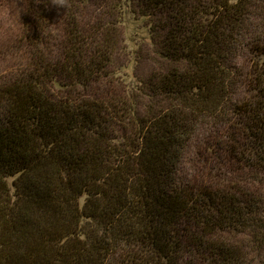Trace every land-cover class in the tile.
Wrapping results in <instances>:
<instances>
[{"label":"trees","instance_id":"1","mask_svg":"<svg viewBox=\"0 0 264 264\" xmlns=\"http://www.w3.org/2000/svg\"><path fill=\"white\" fill-rule=\"evenodd\" d=\"M4 2L17 5L9 49L24 60L0 76V264H247L250 252L261 256L264 197L247 179L264 180V36L252 31L264 1L114 0L105 5L112 16L90 27L78 21L87 0ZM126 13L146 25L159 61L131 90L117 76L115 92L114 28ZM246 45L250 90L237 101L236 58ZM207 123L223 129V148L246 179H179L188 141Z\"/></svg>","mask_w":264,"mask_h":264},{"label":"rangeland","instance_id":"2","mask_svg":"<svg viewBox=\"0 0 264 264\" xmlns=\"http://www.w3.org/2000/svg\"><path fill=\"white\" fill-rule=\"evenodd\" d=\"M263 1L252 0L257 5L262 4ZM113 2L114 0H102V2L101 0H87L84 8L78 14L80 25L90 27L99 18L109 19L112 13L105 8V5L109 7ZM124 7L126 9V5ZM61 9L56 11L52 21L53 36L56 40L52 41L53 43L50 42L49 48L54 47L53 52L56 51L55 47L60 42L62 33L61 23L64 13ZM131 17L132 15L130 16L126 13L123 22L120 20V23H117L114 28L118 36V44L109 70L115 74L112 78L114 82L111 85V87H115V92L118 90L116 81H120L118 77L122 80L124 79L131 90L136 85L134 78H148L153 70H155L159 61L153 47L148 46V35L145 32L146 25L141 22H134ZM253 23L252 31L257 29V32L263 33L261 35L264 36V18L262 21L258 19L257 23L254 20ZM19 28L20 18L17 5L13 3L11 6H8L4 0H0V76L8 73L24 60L20 50L9 49L12 41L18 34ZM254 37H257V35H252V38ZM246 42L250 41L246 40ZM248 45L240 50L236 58V67L241 73V79L235 89V99L237 101H245L249 96L248 91L250 90V86L247 83L249 82L252 59L249 56ZM135 60H137L136 63ZM104 85V82L97 85L94 91L102 92L105 89ZM141 101L144 102L145 99ZM195 130L192 138L188 141L186 150L178 166L179 179L192 184L206 181L235 182L239 177L246 179L247 173L241 170V164L235 163V160H231L232 158H228L223 148L222 128L219 129V127L207 123L199 125ZM247 183L256 190L255 192H260V196L264 197V180L259 183L252 175L250 179H247ZM237 238L239 239L238 242L242 240L241 237ZM246 263L264 264V249L259 257L258 252H250Z\"/></svg>","mask_w":264,"mask_h":264},{"label":"clouds","instance_id":"3","mask_svg":"<svg viewBox=\"0 0 264 264\" xmlns=\"http://www.w3.org/2000/svg\"><path fill=\"white\" fill-rule=\"evenodd\" d=\"M54 2L57 3V4L60 5V6H64L66 0H54Z\"/></svg>","mask_w":264,"mask_h":264}]
</instances>
